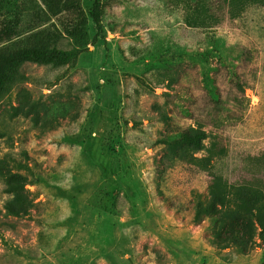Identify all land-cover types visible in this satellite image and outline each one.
Masks as SVG:
<instances>
[{"label": "rangeland", "instance_id": "374dc122", "mask_svg": "<svg viewBox=\"0 0 264 264\" xmlns=\"http://www.w3.org/2000/svg\"><path fill=\"white\" fill-rule=\"evenodd\" d=\"M95 2L0 0V49L76 57L0 100V264H264L196 217L213 178L264 194V0Z\"/></svg>", "mask_w": 264, "mask_h": 264}, {"label": "trees", "instance_id": "16d2710c", "mask_svg": "<svg viewBox=\"0 0 264 264\" xmlns=\"http://www.w3.org/2000/svg\"><path fill=\"white\" fill-rule=\"evenodd\" d=\"M100 0H96V5ZM94 23L100 28L99 17L96 12L91 14ZM15 43L0 49V100L9 93V90L22 81L21 67L25 63L37 65H58L66 62H74L75 56L61 51H56L37 45L17 49ZM34 106L28 108L32 112ZM200 131L193 132L192 135L185 134L186 143L193 146L195 150L201 149L200 141L203 138ZM78 142V140H75ZM23 177L19 174H10L5 181L9 186H16L22 181ZM210 200L205 208L200 207L196 217L200 213L209 214L213 226L219 229L227 227L226 230L250 227L258 225L261 233L264 230V194L248 186H235L228 188L220 177L213 178L209 185ZM10 208V206H9ZM228 232L234 233L233 230ZM233 240H239L233 234Z\"/></svg>", "mask_w": 264, "mask_h": 264}]
</instances>
